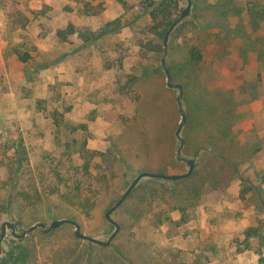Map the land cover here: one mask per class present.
Returning <instances> with one entry per match:
<instances>
[{"label": "rangeland", "instance_id": "374dc122", "mask_svg": "<svg viewBox=\"0 0 264 264\" xmlns=\"http://www.w3.org/2000/svg\"><path fill=\"white\" fill-rule=\"evenodd\" d=\"M159 1L0 0V264H261L264 0H192L170 34L191 176L142 178L108 246L71 223L2 236L69 218L107 240L138 174L188 171ZM170 2L173 22L188 1Z\"/></svg>", "mask_w": 264, "mask_h": 264}, {"label": "water", "instance_id": "95a60500", "mask_svg": "<svg viewBox=\"0 0 264 264\" xmlns=\"http://www.w3.org/2000/svg\"><path fill=\"white\" fill-rule=\"evenodd\" d=\"M187 1H188V4L181 11L180 16L177 17L172 22V24L168 27V29L166 30L165 37H164L165 54L162 57V65H163V68H164L165 73H166L168 86L169 87H176L179 89L178 103H179V107H180V113L182 115V120H181V122L177 128V131H176V136L178 137V139L180 140V143H181L179 148H178L177 158L179 160H183L189 164L188 171L185 173H181V174H167V173H155V172H142V173L138 174V176L132 181L131 185L128 187V189L125 191V193L121 196V198L112 207H110L106 212V218L115 226L114 232L109 236V238L107 240H101L99 238L85 234L84 232H82L80 224L78 222H76L75 220H72L69 218L55 219L52 221V223L49 226L44 222H38V223L28 227L21 234H16V226L18 225L17 222L13 224L9 221H6L2 225V228H3V235L2 236H4L6 234L7 225L11 226L14 235H16L19 238H23L24 236H26V234L28 232L35 230L39 227H41L45 233H48V232H50L56 228H59L61 225L65 224V223H71L76 227L75 234L78 238H81L83 240H88V241H91V242L99 244V245L108 246V245H110V243L113 241V239L118 235V233L121 230V224L113 218L112 213L127 199V197L130 195V193L133 191V189L138 185V183L141 181L142 178L153 177V178L168 179V180H181V179L187 178L193 174L194 168H195V163H196L195 159L186 158L182 155V148L184 146L185 139L181 136V132H182V129H183V127L187 121V114L184 111L183 102H182V98H183V94H184V86L182 83H175L173 81L170 69L166 63V53H167V49H168V41H169L170 34H171L172 30L176 27V25L179 24L185 17H187L190 14L191 7H192V0H187ZM0 245H1V242H0Z\"/></svg>", "mask_w": 264, "mask_h": 264}, {"label": "trees", "instance_id": "16d2710c", "mask_svg": "<svg viewBox=\"0 0 264 264\" xmlns=\"http://www.w3.org/2000/svg\"><path fill=\"white\" fill-rule=\"evenodd\" d=\"M171 0H160L155 3V6L150 10L152 20L154 21V27L156 32L164 38L166 30L172 24V13L170 12ZM176 1V0H175ZM162 48V47H161ZM201 59L200 51L193 50L191 54V59L188 62L190 65H196ZM172 78L175 76L173 68L169 67ZM174 81V79H173ZM176 83V82H175ZM132 196V195H131ZM130 196V197H131ZM9 227V226H8ZM11 228V227H10ZM246 237L250 240L253 238H258L260 245L264 247V225L261 226H251L246 230ZM261 264H264V258L260 256Z\"/></svg>", "mask_w": 264, "mask_h": 264}, {"label": "flooded vegetation", "instance_id": "af4514ba", "mask_svg": "<svg viewBox=\"0 0 264 264\" xmlns=\"http://www.w3.org/2000/svg\"><path fill=\"white\" fill-rule=\"evenodd\" d=\"M8 226L11 227L10 225H7V227H8ZM11 229H12V228H11Z\"/></svg>", "mask_w": 264, "mask_h": 264}]
</instances>
